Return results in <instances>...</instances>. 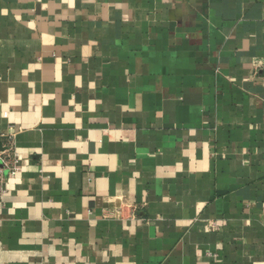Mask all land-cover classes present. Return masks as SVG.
Listing matches in <instances>:
<instances>
[{
    "label": "crops",
    "instance_id": "0c3cea01",
    "mask_svg": "<svg viewBox=\"0 0 264 264\" xmlns=\"http://www.w3.org/2000/svg\"><path fill=\"white\" fill-rule=\"evenodd\" d=\"M0 264H264V0H0Z\"/></svg>",
    "mask_w": 264,
    "mask_h": 264
},
{
    "label": "built area",
    "instance_id": "2783aa9c",
    "mask_svg": "<svg viewBox=\"0 0 264 264\" xmlns=\"http://www.w3.org/2000/svg\"><path fill=\"white\" fill-rule=\"evenodd\" d=\"M17 133L14 126H10L7 132L0 133V208L4 203L7 178L14 177L20 170L19 156L15 150Z\"/></svg>",
    "mask_w": 264,
    "mask_h": 264
}]
</instances>
